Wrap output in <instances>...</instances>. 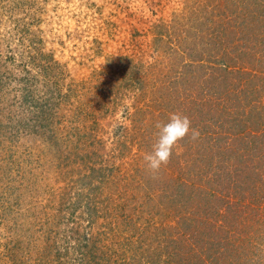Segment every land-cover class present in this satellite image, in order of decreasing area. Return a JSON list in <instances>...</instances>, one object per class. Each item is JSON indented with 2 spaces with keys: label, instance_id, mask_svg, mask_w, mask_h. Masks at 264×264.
Returning a JSON list of instances; mask_svg holds the SVG:
<instances>
[{
  "label": "rangeland",
  "instance_id": "rangeland-1",
  "mask_svg": "<svg viewBox=\"0 0 264 264\" xmlns=\"http://www.w3.org/2000/svg\"><path fill=\"white\" fill-rule=\"evenodd\" d=\"M6 57L0 264H264V0H0ZM172 113L200 135L152 180Z\"/></svg>",
  "mask_w": 264,
  "mask_h": 264
},
{
  "label": "clouds",
  "instance_id": "clouds-1",
  "mask_svg": "<svg viewBox=\"0 0 264 264\" xmlns=\"http://www.w3.org/2000/svg\"><path fill=\"white\" fill-rule=\"evenodd\" d=\"M156 139L151 146V151L145 153L144 161L149 178L155 180L162 167L167 166L173 154V149L186 137L195 141L200 133L191 128V121L186 115L172 113L167 122L156 124Z\"/></svg>",
  "mask_w": 264,
  "mask_h": 264
},
{
  "label": "trees",
  "instance_id": "trees-1",
  "mask_svg": "<svg viewBox=\"0 0 264 264\" xmlns=\"http://www.w3.org/2000/svg\"><path fill=\"white\" fill-rule=\"evenodd\" d=\"M14 51V50H13ZM9 58V57H8ZM6 59L0 58V86L7 85L8 81L3 82L5 80H2V72L6 67ZM12 60V56L9 58ZM16 66H21V71H23L24 74L29 75L28 70L25 69V66L23 63L20 62V64H17ZM33 78V77H32ZM22 82V81H20ZM28 83H26L25 79V85H23L20 89L22 91L21 99H22V105L25 108H22L25 112L31 114L34 116L36 114H41L44 111L49 113L51 110L53 104L49 103L48 100L50 99V95L44 94L41 97H38L37 95H34L33 90L28 89L27 86ZM40 102V104H38ZM38 104V105H37ZM37 110V111H35ZM172 243L171 250L172 255L174 259L171 260V264H219L217 260H219V257H221L218 253H204L200 251L196 245V243H181L175 242V239L170 240ZM84 257H79V262L83 261V264H89L88 261L83 259Z\"/></svg>",
  "mask_w": 264,
  "mask_h": 264
}]
</instances>
